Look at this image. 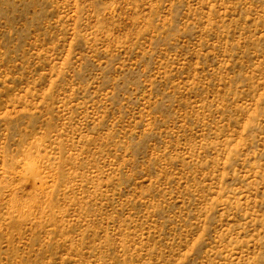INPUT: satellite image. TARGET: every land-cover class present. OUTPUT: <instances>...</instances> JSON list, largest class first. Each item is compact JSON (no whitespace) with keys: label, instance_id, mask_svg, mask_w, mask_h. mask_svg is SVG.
<instances>
[{"label":"rangeland","instance_id":"obj_1","mask_svg":"<svg viewBox=\"0 0 264 264\" xmlns=\"http://www.w3.org/2000/svg\"><path fill=\"white\" fill-rule=\"evenodd\" d=\"M0 264H264V0H0Z\"/></svg>","mask_w":264,"mask_h":264}]
</instances>
